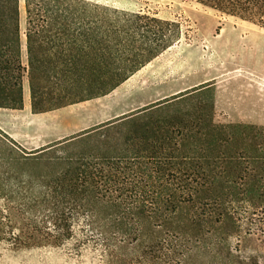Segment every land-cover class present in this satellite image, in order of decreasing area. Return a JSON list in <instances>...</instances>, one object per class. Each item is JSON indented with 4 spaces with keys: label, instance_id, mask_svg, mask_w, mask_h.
Listing matches in <instances>:
<instances>
[{
    "label": "rangeland",
    "instance_id": "1",
    "mask_svg": "<svg viewBox=\"0 0 264 264\" xmlns=\"http://www.w3.org/2000/svg\"><path fill=\"white\" fill-rule=\"evenodd\" d=\"M86 1L177 24L179 40L115 91L97 99L82 102L86 95L70 85L72 77L55 72L47 74L46 89L41 84L34 100L25 76L21 109L0 108V133L29 154L55 148L24 163L7 156L0 144V264H102L100 255L88 247L79 254L72 247L12 248L15 243L43 242L53 226L51 214L67 208L57 207L52 193L44 194L40 176L61 177L69 171L67 160L111 161L125 153L130 141L140 147L142 137L151 145L150 138L167 122L199 128V150L210 160L233 155V165L222 164L218 170L224 181H237L231 187L220 185L225 200L218 209L226 208L229 218L215 224L217 216H212L199 231L179 218L157 223L162 226L151 233L145 222L140 242L167 239L182 253L174 264H264V29L207 8L201 0ZM19 27L22 65L28 68L25 0L19 1ZM253 110L262 113V123L254 124L244 115ZM47 157L59 160L49 162ZM114 173L102 174L112 178ZM170 175L145 176L150 180L144 188L145 208L162 209L155 198L171 188L154 181H168ZM119 191L132 192L129 187ZM115 210L101 205L95 225L113 224ZM75 226V233L89 228L86 219L75 221ZM80 239L76 233L68 244Z\"/></svg>",
    "mask_w": 264,
    "mask_h": 264
},
{
    "label": "trees",
    "instance_id": "2",
    "mask_svg": "<svg viewBox=\"0 0 264 264\" xmlns=\"http://www.w3.org/2000/svg\"><path fill=\"white\" fill-rule=\"evenodd\" d=\"M19 1L0 0V108L21 109L25 76L30 79L35 100L41 84L43 91L46 89L47 74L55 72L63 78L72 77L68 79L70 85L86 95L82 102L105 97L179 40L177 24L146 14L120 12L86 0H25L28 68H24ZM200 3L264 29V0ZM35 106L34 102V110ZM199 130L184 122H167L150 138L151 145L142 137L140 147L130 141L125 153L116 154L111 161L105 157L94 158L93 162L84 157L67 160L69 171L61 177L40 176L44 194L52 193L51 201L67 208L51 214L53 226L43 242L15 243L12 248L72 247L79 254L88 247L100 255L102 264H174L182 253L170 247L167 239L140 242L144 223H149L151 233L162 226L157 223L177 222L179 218L195 231L209 224L212 216H217L215 224H219L220 218H229L226 208L218 209L225 200L220 189L237 182L218 177L222 164L233 165V155L215 160L205 157L198 146ZM190 143L192 148H188ZM0 144L7 156L24 163L55 148L29 154L1 133ZM47 158L49 162L59 160ZM118 170L126 176L118 177ZM106 171L115 173L106 178L102 174ZM157 174L170 175V180L154 183L159 187L165 183L171 189L157 194L155 202L163 207L153 211L143 206L147 198L144 188L150 184L145 176ZM119 187H129L132 192L123 194ZM135 188L138 194L133 193ZM103 204L116 209L115 221L106 227L95 225ZM80 219H86L89 228L76 232L81 239L69 245L76 235L75 221Z\"/></svg>",
    "mask_w": 264,
    "mask_h": 264
},
{
    "label": "crops",
    "instance_id": "3",
    "mask_svg": "<svg viewBox=\"0 0 264 264\" xmlns=\"http://www.w3.org/2000/svg\"><path fill=\"white\" fill-rule=\"evenodd\" d=\"M244 115L250 117V122H252L254 124H260V123H262L261 122L263 120V119H261L262 113H260L258 110H253L252 112L245 113Z\"/></svg>",
    "mask_w": 264,
    "mask_h": 264
}]
</instances>
